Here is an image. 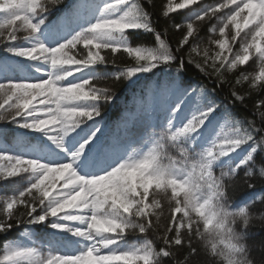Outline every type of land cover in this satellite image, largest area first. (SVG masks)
<instances>
[{
  "label": "snow or ice",
  "instance_id": "6c2138e0",
  "mask_svg": "<svg viewBox=\"0 0 264 264\" xmlns=\"http://www.w3.org/2000/svg\"><path fill=\"white\" fill-rule=\"evenodd\" d=\"M178 9L187 16L176 22ZM161 15L175 48L140 0H0V138L9 124L25 130L0 142V181H28L0 198V234L28 237L6 242L0 264H253L245 241L252 208H264V0H167ZM140 33L156 47L130 40ZM125 55L131 63H119ZM250 61L256 71L243 67ZM146 73L157 78L134 96L146 120L124 116V134L110 135L102 113L120 84ZM225 85L237 109L247 107L238 86L249 89L241 119L216 103ZM222 121L230 131H218ZM30 139L43 151L21 146ZM237 189L252 191L233 201Z\"/></svg>",
  "mask_w": 264,
  "mask_h": 264
},
{
  "label": "trees",
  "instance_id": "16d2710c",
  "mask_svg": "<svg viewBox=\"0 0 264 264\" xmlns=\"http://www.w3.org/2000/svg\"><path fill=\"white\" fill-rule=\"evenodd\" d=\"M67 2V0H66ZM141 3L145 4V7L148 8L149 11L153 13V20H154V26L157 28L158 31L163 32L165 28L169 29V35H168V43L175 48L177 35L175 34V30L170 28V24L173 21H169L167 17H164L161 15V9L162 5L167 2V0H153L151 5H148L146 3V0H140ZM175 2H179V0H174ZM205 3H213V0H205ZM60 13H57L59 15ZM170 16L173 17V20L176 22L182 21L187 16V10L186 9H178L177 11L170 13ZM215 22V21H213ZM18 35L23 36L24 33H18ZM130 40H133L136 42V44H139L142 47H156V44L154 43V37L150 33H140L134 36H130ZM135 46V45H134ZM207 39L205 38L203 42L201 43V47H207ZM3 45H0V51H2ZM102 55L104 53H101ZM119 55V54H118ZM198 59V57H197ZM119 63L121 64H129L131 63V59L127 57L126 55L121 57L119 60ZM249 65L243 66L246 68L247 71L252 72L256 71L257 68L252 62H249ZM113 70V67L111 65L108 66L107 69H105L103 66L98 68L97 73L99 76H103L105 71L111 72ZM33 75H37L32 70ZM159 76H162V73L158 74ZM141 79H138L135 81V83H130L125 81L124 83L120 84L117 88V95L118 100L115 102V106H110L105 109L104 113L102 115L104 116V123L105 127L107 128V131L110 135H123L124 130L120 127V123L122 121V118L124 116H127L129 120L132 123H136L141 120H146V117L143 115V113L139 112L137 110V106L134 103V96H139L142 93V90L144 89L145 85L148 83L153 82L157 77L153 76L150 73L142 74ZM226 77L229 80H234V77L231 73H227ZM185 79L189 82L195 84L197 83V79H200L201 81L204 80L203 75L198 78L194 73L193 74H185ZM109 82H105L103 79H101L98 83L99 87H105L108 86ZM209 86H211V81L208 82ZM228 89L229 85H225L223 90L219 91V93H214L216 103L220 105L222 108H228L230 110L235 111L234 119H241L246 112L251 111V106L253 103V100L249 97V89L247 85L238 86V91L241 92V94H245L246 101H247V107L245 105H240V108L237 109L236 105L232 104L231 101L228 98ZM264 91V90H261ZM259 91L253 90L251 92V97H258ZM6 99L5 96L0 95V103H3V100ZM7 108V105H5ZM0 126H3L2 122H0ZM9 130L11 131V135H9L7 138H0V142H3L8 145H14L17 141V133L23 132L25 130L23 129H16V125L9 124L8 125ZM153 130L152 127L148 128V131L151 132ZM157 132H162L163 129L157 128L155 129ZM218 131L221 132H228L230 131V126L228 124H225L222 122V125L220 128H218ZM34 136H39L40 134H33ZM207 136V139L204 140L202 137ZM210 136V133L208 131H205V133L199 138V143L201 145H205L208 141V138ZM22 147H32L36 146L39 150L43 151L44 144H42L39 140L36 139H30L26 142L21 143ZM261 165H257L255 172L259 173ZM217 174L219 172L217 171ZM27 177L24 176L22 178H12L8 183H5L4 181H0V198L11 195L13 189L16 188H22L27 186ZM252 190H248L247 193L237 189L233 193V201H239L242 200L246 195L250 194ZM231 210V209H230ZM23 207L19 208V212H23ZM252 214L254 217V225L249 232V236L246 239L245 243L249 248V254L248 258L253 261V264H261V261H264V248L261 247V241L264 240V228L260 227V224L264 222V208L255 207L252 208ZM19 212L17 213L19 215ZM167 216V208L165 207V217ZM0 219H3V215L0 214ZM164 222V218H162V223ZM35 231V236L39 239L40 233L36 229H32ZM24 232V229H13L8 234H0V249L3 248V245L10 241H15L21 237V233ZM151 238V237H150ZM135 242V238L129 239L128 243L132 244ZM203 247V245H201ZM178 259L183 260V255H180L179 253Z\"/></svg>",
  "mask_w": 264,
  "mask_h": 264
},
{
  "label": "rangeland",
  "instance_id": "374dc122",
  "mask_svg": "<svg viewBox=\"0 0 264 264\" xmlns=\"http://www.w3.org/2000/svg\"><path fill=\"white\" fill-rule=\"evenodd\" d=\"M202 138H203L204 140H206V139H207V136H203ZM31 233H32V239H36V237L34 236V232L31 231ZM21 236H22V237H21L19 240L14 241V242H17V243H20V242L28 243V237H27V236H24L23 234H22ZM10 243H11V242H10Z\"/></svg>",
  "mask_w": 264,
  "mask_h": 264
}]
</instances>
